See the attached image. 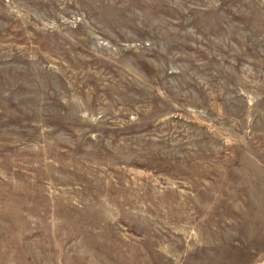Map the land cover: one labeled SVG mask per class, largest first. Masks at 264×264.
I'll return each instance as SVG.
<instances>
[{"label":"rangeland","instance_id":"1","mask_svg":"<svg viewBox=\"0 0 264 264\" xmlns=\"http://www.w3.org/2000/svg\"><path fill=\"white\" fill-rule=\"evenodd\" d=\"M0 264H264V0H0Z\"/></svg>","mask_w":264,"mask_h":264}]
</instances>
